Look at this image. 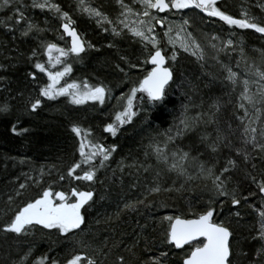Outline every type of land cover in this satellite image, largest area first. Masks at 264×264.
<instances>
[{"label":"trees","instance_id":"obj_1","mask_svg":"<svg viewBox=\"0 0 264 264\" xmlns=\"http://www.w3.org/2000/svg\"><path fill=\"white\" fill-rule=\"evenodd\" d=\"M54 1L88 49L75 51L69 26L48 13L0 12V264H184L197 247L176 248L172 222L206 214L231 232L230 264H264V150L243 131L232 86L181 51L155 101L142 84L154 53ZM95 2L113 13V0ZM210 6L196 23L230 30L264 65V0ZM105 88L127 97L92 98ZM166 146L192 171L170 170L155 152ZM63 202L79 204L80 228L22 221L32 205Z\"/></svg>","mask_w":264,"mask_h":264},{"label":"rangeland","instance_id":"obj_2","mask_svg":"<svg viewBox=\"0 0 264 264\" xmlns=\"http://www.w3.org/2000/svg\"><path fill=\"white\" fill-rule=\"evenodd\" d=\"M70 1L77 5L78 12L89 17L103 32L111 36L128 35L137 39L151 55L156 51H162L170 64L177 60L181 51L206 63L210 71L215 70L223 82L232 86L241 113L239 118L243 131L252 145L264 150V65H258L256 60L246 55L242 48V40L237 39L230 30L216 33L209 29L208 23L201 27L196 23L200 13L179 11L163 5L160 0H113L115 8L112 14L105 13L96 6L95 0ZM211 1L213 0H200L202 9L207 11L205 15L214 14L210 6ZM7 9H13L14 13L18 14L27 9L36 10L40 14L48 13L49 17L57 19L60 24L67 25L73 22L67 11L54 0H29L27 3L26 0H0V12ZM242 17L246 21H251L249 13H242ZM81 35L82 44L88 49L90 43L86 40L87 36L84 33ZM62 39V36H57L58 41ZM97 95L101 96V100L106 98L108 103L117 99L116 102L120 104L127 97L122 93L116 95L107 88L105 92L103 89L94 91L92 98ZM187 128L185 121L178 123L172 137L175 139L180 131L184 132ZM155 152L162 157V161L170 170L187 174L193 169L187 168L185 155L171 150L168 146L157 147ZM47 226H61L64 230L72 228L59 211L49 216ZM262 238L264 241V234ZM193 245L199 248L203 241Z\"/></svg>","mask_w":264,"mask_h":264},{"label":"water","instance_id":"obj_3","mask_svg":"<svg viewBox=\"0 0 264 264\" xmlns=\"http://www.w3.org/2000/svg\"><path fill=\"white\" fill-rule=\"evenodd\" d=\"M69 26L68 36L71 37L75 51H83L81 36ZM71 26V27H70ZM152 69L143 79L144 89L155 101L164 97L165 90L173 81L172 69L168 66L167 57L162 51H156L152 58ZM85 193L83 199L90 198ZM77 205L64 202L60 206L65 219L75 228L82 226L81 212ZM55 210V205L35 204L28 207L23 214L22 221L29 227H44L46 220ZM170 241L178 249L203 241V245L195 249L185 260L184 264H230L231 258V232L228 228L215 224L210 220V214L199 218H177L172 222L170 229Z\"/></svg>","mask_w":264,"mask_h":264},{"label":"flooded vegetation","instance_id":"obj_4","mask_svg":"<svg viewBox=\"0 0 264 264\" xmlns=\"http://www.w3.org/2000/svg\"><path fill=\"white\" fill-rule=\"evenodd\" d=\"M160 3H162L163 5H166V6H170V8H175L179 11L184 10L185 12L197 11V12H201V13H207V12H205L206 10L202 9L203 7H201L202 4H201L200 0H160ZM77 205L79 206V204H77ZM56 210L59 211L58 208Z\"/></svg>","mask_w":264,"mask_h":264},{"label":"bare ground","instance_id":"obj_5","mask_svg":"<svg viewBox=\"0 0 264 264\" xmlns=\"http://www.w3.org/2000/svg\"><path fill=\"white\" fill-rule=\"evenodd\" d=\"M66 1L69 2V0H66ZM70 2H71V1H70ZM195 12H197V11H195ZM205 12H207V11H205ZM198 13H201V12H198ZM202 14H205V13H202ZM76 15H77L79 18L82 17V19H83L84 21H87V22H93L89 17H87V16L81 14L80 12H78V10H76ZM72 24H73V23H72ZM98 27H99V26H98ZM101 32H102V34H108V33H106V32H103L102 30H101ZM62 42H64L63 39H62ZM165 56H166V55H165ZM167 61H168V59H167ZM168 66H169V61H168Z\"/></svg>","mask_w":264,"mask_h":264}]
</instances>
